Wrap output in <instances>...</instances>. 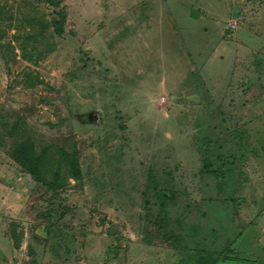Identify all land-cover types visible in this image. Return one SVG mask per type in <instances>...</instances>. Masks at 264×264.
Returning a JSON list of instances; mask_svg holds the SVG:
<instances>
[{
  "label": "rangeland",
  "instance_id": "obj_1",
  "mask_svg": "<svg viewBox=\"0 0 264 264\" xmlns=\"http://www.w3.org/2000/svg\"><path fill=\"white\" fill-rule=\"evenodd\" d=\"M208 256L264 264V0H0V264Z\"/></svg>",
  "mask_w": 264,
  "mask_h": 264
},
{
  "label": "trees",
  "instance_id": "obj_2",
  "mask_svg": "<svg viewBox=\"0 0 264 264\" xmlns=\"http://www.w3.org/2000/svg\"><path fill=\"white\" fill-rule=\"evenodd\" d=\"M221 256H208L201 258L200 264H216L218 261H220Z\"/></svg>",
  "mask_w": 264,
  "mask_h": 264
},
{
  "label": "water",
  "instance_id": "obj_3",
  "mask_svg": "<svg viewBox=\"0 0 264 264\" xmlns=\"http://www.w3.org/2000/svg\"><path fill=\"white\" fill-rule=\"evenodd\" d=\"M97 113L96 112H91L86 115V120L90 122H95L97 120Z\"/></svg>",
  "mask_w": 264,
  "mask_h": 264
}]
</instances>
